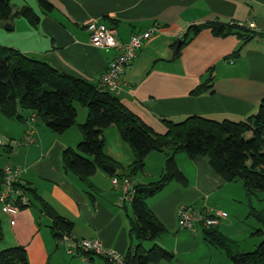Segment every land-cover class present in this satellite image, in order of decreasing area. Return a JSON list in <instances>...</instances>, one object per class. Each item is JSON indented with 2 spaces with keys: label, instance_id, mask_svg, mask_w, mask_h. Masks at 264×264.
Returning <instances> with one entry per match:
<instances>
[{
  "label": "crops",
  "instance_id": "0c3cea01",
  "mask_svg": "<svg viewBox=\"0 0 264 264\" xmlns=\"http://www.w3.org/2000/svg\"><path fill=\"white\" fill-rule=\"evenodd\" d=\"M49 1L53 8L48 13L32 7L39 16L36 25L22 17L8 21L11 30L2 25L0 44L94 85L116 50L94 47L90 43V24L115 28L123 42L133 33L155 29L121 76L116 94L154 132L165 134L162 119L180 121L195 115L215 121H243L257 111L264 96V0ZM211 23L236 28L226 36L215 35ZM192 26L199 27L198 33L183 43L184 34H192ZM243 30L257 36L233 55L242 44ZM211 70L212 89L192 94ZM76 109L79 124L87 112L80 105ZM24 113L34 116L32 112ZM34 125L33 143L19 145L24 123L0 113V137L5 141L0 144V169L5 165L20 166L19 183L34 189L60 216L70 220L73 237L98 240L103 248L125 255L133 243L129 234L132 214L129 207L125 209L117 203L118 192L112 188L110 176L98 169L88 186L63 168V150L75 147L82 139L78 126L54 133L37 118ZM102 135L107 155L125 170L133 156L117 127H105ZM164 160L161 152L149 153L144 170L134 181L147 184L157 180ZM175 160L187 184L171 181L147 200L167 230L156 243L173 253L171 260L161 264H213L216 259L230 263L222 250L204 240L200 225L193 231L179 229L176 213L185 205L224 211L227 217L216 229L242 251H249L243 247H254L257 240L252 233L259 225L247 216L249 208L242 183L225 181L203 156L189 158L181 152ZM116 172L123 171L116 168ZM25 195L31 205L13 217L3 213L0 206L2 248L23 246L29 264H111L98 254H91L87 260L69 254L66 243L52 237L51 219L39 210L30 194Z\"/></svg>",
  "mask_w": 264,
  "mask_h": 264
},
{
  "label": "trees",
  "instance_id": "16d2710c",
  "mask_svg": "<svg viewBox=\"0 0 264 264\" xmlns=\"http://www.w3.org/2000/svg\"><path fill=\"white\" fill-rule=\"evenodd\" d=\"M36 1L44 13L53 8L49 0ZM14 17L25 18L32 25H36L39 19L31 6L25 4L13 9L11 0H0V27L4 25L7 30H11L8 21ZM211 25L212 32L221 36L228 35L236 28L219 23ZM198 31V26H192V34H184L183 43L191 40ZM243 31L242 44L233 55L238 54L244 44L257 36L256 33ZM178 53L179 50H176L175 56ZM212 87L211 70L206 80L192 94L208 92ZM77 105L87 112L85 120L79 124ZM24 112L34 113L35 119L42 121L54 133L78 126L82 139L75 147L63 150L62 164L65 171L74 174L88 186L91 184V176L98 169L103 170L104 164L123 171L113 175L134 179L144 170L145 158L149 153L157 151L164 155V167L159 178L147 184L136 183L131 201L121 205L125 209L129 207L132 214L129 234L133 243L123 255L125 264H161L173 258L172 252L156 243L157 238L167 230L152 213L147 200L162 192L171 181L184 186L187 184L175 160L176 154L181 152L189 158L205 157L225 181H240L247 198V216L259 225L252 234L264 235V207L257 208L251 203L254 196L264 193V96L257 111L243 121H215L195 115L180 121L162 119L166 132L158 134L127 109L116 95L99 91L96 85L87 80L66 75L44 61L27 57L15 48L0 44V113L24 123L30 117ZM111 124L117 127L122 140L132 152L133 161L125 170L105 151L102 131ZM113 175L110 176V183ZM15 186L30 194L39 210L51 219L50 232L55 240L59 241L64 234L72 235L73 223L60 216L34 189L20 183H15ZM29 205L31 202L21 208ZM202 233L207 243L225 253L229 264H264V239L253 250L242 251L235 241L221 234L216 227H202ZM3 237L0 221V242ZM91 254L105 257L79 248L73 255L89 259ZM0 264H29L25 248L16 245L0 250Z\"/></svg>",
  "mask_w": 264,
  "mask_h": 264
},
{
  "label": "built area",
  "instance_id": "2783aa9c",
  "mask_svg": "<svg viewBox=\"0 0 264 264\" xmlns=\"http://www.w3.org/2000/svg\"><path fill=\"white\" fill-rule=\"evenodd\" d=\"M90 43L97 48L114 49V57L107 63L105 70L100 74L96 85L99 91H106L116 95L120 88L121 76L124 74L128 65L135 59L143 43L149 39L155 29L144 32L133 33L125 42L121 41L115 28L103 24H90ZM35 117H28L25 122V132L23 139L18 142L19 145H29L34 141ZM0 144L2 141L0 140ZM22 169L20 166L5 165L0 169V205L1 211L10 217H13L22 205H27L28 199L22 189L15 186L19 183ZM113 188L119 191L117 203L122 205L129 203L134 194L136 182L127 176L113 175L111 177ZM177 225L179 229L193 231L197 225L201 227H215L222 219L227 217L224 211L213 212L208 208H196L194 206H180L176 213ZM13 224L14 220L11 219ZM60 242H65L68 253L75 254L77 248L87 252L93 251L104 255L113 264H125L123 255L102 247L98 240L81 239L77 240L72 235L64 234ZM84 260H87L83 256Z\"/></svg>",
  "mask_w": 264,
  "mask_h": 264
},
{
  "label": "rangeland",
  "instance_id": "374dc122",
  "mask_svg": "<svg viewBox=\"0 0 264 264\" xmlns=\"http://www.w3.org/2000/svg\"><path fill=\"white\" fill-rule=\"evenodd\" d=\"M28 5V6H31V7H33L35 10H38L39 9V7H38V4H37V1L36 0H11V5H12V7H13V9H17L18 7H20V6H22V5ZM82 108H80V110H81ZM83 111H84V109H82ZM78 120L79 121H81V120H83L82 119V116H81V114L79 115V117H78ZM0 140L4 143L5 141H4V139H3V137L1 136L0 137ZM17 142V141H16ZM18 143V142H17ZM245 202H246V205H248V203H247V198L245 197ZM251 203H253V205H255L257 208H261V207H264V193H259V194H257L256 196H254L253 198H252V202ZM255 237V239L257 240V243L259 242V241H261V240H263L264 239V235H262V236H254ZM3 241V240H2ZM0 242V250H2V249H4V248H2V243L3 242ZM256 243V244H257ZM256 244L254 245V247H252V248H250V249H246L245 247H243L244 248V250H253L254 248H255V246H256ZM2 248V249H1ZM7 248V247H6ZM223 255L224 256H226L225 255V253L223 252ZM225 263V260L224 261H222V259H216V260H214L213 261V264H224Z\"/></svg>",
  "mask_w": 264,
  "mask_h": 264
},
{
  "label": "water",
  "instance_id": "95a60500",
  "mask_svg": "<svg viewBox=\"0 0 264 264\" xmlns=\"http://www.w3.org/2000/svg\"><path fill=\"white\" fill-rule=\"evenodd\" d=\"M102 168L109 176L113 175L116 169L114 166L109 164H104Z\"/></svg>",
  "mask_w": 264,
  "mask_h": 264
}]
</instances>
